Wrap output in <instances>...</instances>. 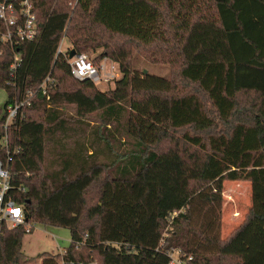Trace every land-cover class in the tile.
Returning a JSON list of instances; mask_svg holds the SVG:
<instances>
[{
    "label": "trees",
    "instance_id": "16d2710c",
    "mask_svg": "<svg viewBox=\"0 0 264 264\" xmlns=\"http://www.w3.org/2000/svg\"><path fill=\"white\" fill-rule=\"evenodd\" d=\"M34 13L37 39L0 43V161L33 225L2 228L0 264H170L172 249L184 264H264V0H34ZM133 48L169 74L139 71ZM72 49L118 63L115 87L77 80ZM28 91L8 164L6 110ZM232 181L250 183L252 205L227 238L202 237L216 253L197 252L193 204ZM36 224L68 229L70 245L26 255Z\"/></svg>",
    "mask_w": 264,
    "mask_h": 264
},
{
    "label": "rangeland",
    "instance_id": "374dc122",
    "mask_svg": "<svg viewBox=\"0 0 264 264\" xmlns=\"http://www.w3.org/2000/svg\"><path fill=\"white\" fill-rule=\"evenodd\" d=\"M71 49V44L64 38L61 44V51L66 53ZM101 53V49L95 52H86L97 66L102 64L105 70L102 71V77L107 74L112 75L109 78H104L105 81L96 84L97 88L101 91H108L115 87V81L122 77L119 64L110 58L101 59L99 62L95 58ZM132 57L134 67L139 71H147L152 74L160 76H167L169 74L168 67L150 64L143 55H139L136 49H132ZM115 68L114 70L111 66ZM118 75V77H115ZM114 76V77H113ZM108 80V81H107ZM7 92L5 89L0 88V108L3 107L7 101ZM68 116H73V109L69 108ZM5 111L3 112V114ZM2 142V141H1ZM210 195L215 194V191H207ZM221 196V202H207L198 199L192 207L193 211V225L194 228L202 234V236L192 235V247L197 252L202 253H216L218 245L209 243L207 239L223 240L227 238L245 219L250 206L252 205V189L248 182H225L223 184L222 193H216ZM207 239H203L202 237ZM71 243V234L68 229L45 226L36 224L31 234H27L23 240V252L30 256L36 257L43 253L57 255L65 251Z\"/></svg>",
    "mask_w": 264,
    "mask_h": 264
},
{
    "label": "built area",
    "instance_id": "2783aa9c",
    "mask_svg": "<svg viewBox=\"0 0 264 264\" xmlns=\"http://www.w3.org/2000/svg\"><path fill=\"white\" fill-rule=\"evenodd\" d=\"M0 43H8L11 46H16L20 42L34 41L39 35L36 14L34 13V0H12L5 1L0 4ZM62 44V43H61ZM61 45L59 53H61ZM21 57H15V63L12 68L15 69L19 64ZM68 62L71 67L73 76L80 81L90 80L95 85L105 81L104 78L111 77L112 72L102 77L101 73L105 70L102 64L97 66L95 62L84 53H77L73 58L68 57ZM111 66L114 70L115 68ZM114 77V76H113ZM115 77H118L116 75ZM108 81V80H107ZM51 79L48 78L42 85L43 93L46 94L48 83ZM33 93L28 91L26 98L16 101L15 104L9 106L6 110V120L4 124L5 136L2 139V147L7 150V163L10 164L14 160V156L19 153L20 149L10 146L9 128L13 121L18 117L21 109L25 105H30V99ZM11 181L9 167H6L0 161V233L4 226L13 229L18 226H25L26 232L30 233L33 225L26 223L24 207L18 204L10 194ZM171 257L170 264H184L181 258V251L172 249L169 253ZM191 259V258H190Z\"/></svg>",
    "mask_w": 264,
    "mask_h": 264
},
{
    "label": "water",
    "instance_id": "95a60500",
    "mask_svg": "<svg viewBox=\"0 0 264 264\" xmlns=\"http://www.w3.org/2000/svg\"><path fill=\"white\" fill-rule=\"evenodd\" d=\"M76 54H77L76 50L72 49L69 54V58L70 59L73 58ZM144 73L147 74V71L145 70Z\"/></svg>",
    "mask_w": 264,
    "mask_h": 264
},
{
    "label": "crops",
    "instance_id": "0c3cea01",
    "mask_svg": "<svg viewBox=\"0 0 264 264\" xmlns=\"http://www.w3.org/2000/svg\"><path fill=\"white\" fill-rule=\"evenodd\" d=\"M251 207V206H250ZM240 226V225H239ZM237 228V227H236ZM39 264H41V262L39 263Z\"/></svg>",
    "mask_w": 264,
    "mask_h": 264
}]
</instances>
